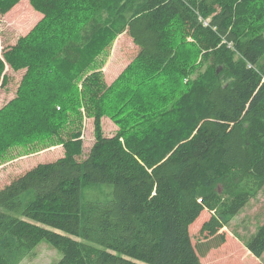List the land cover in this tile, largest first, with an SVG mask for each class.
<instances>
[{
    "label": "trees",
    "instance_id": "obj_1",
    "mask_svg": "<svg viewBox=\"0 0 264 264\" xmlns=\"http://www.w3.org/2000/svg\"><path fill=\"white\" fill-rule=\"evenodd\" d=\"M29 2L42 17L0 52L2 85L25 69L0 108V156L57 137L64 152L0 187V264L42 239L54 264H203L264 186V0ZM122 32L138 52L107 84L99 55ZM81 107L95 137L77 158ZM205 209L200 233L217 241L196 246ZM247 247L263 254L264 220Z\"/></svg>",
    "mask_w": 264,
    "mask_h": 264
},
{
    "label": "rangeland",
    "instance_id": "obj_2",
    "mask_svg": "<svg viewBox=\"0 0 264 264\" xmlns=\"http://www.w3.org/2000/svg\"><path fill=\"white\" fill-rule=\"evenodd\" d=\"M42 17L34 9L29 0H19L10 10L0 13V52L4 47L13 45L17 39L25 35ZM138 47L127 32L118 34L105 52L99 55L100 70L107 84L114 81L136 56ZM264 64V56L261 59ZM25 69L13 70L6 67L8 81L1 84L0 79V108L16 96V90ZM80 121V135L82 140V153L76 155L82 158L94 141V117L86 113L83 107ZM101 128L104 135H113L119 126L109 115L100 117ZM41 141L34 146L13 145L0 156V187L9 182L13 177L26 171L39 162L51 161L63 155L64 149L61 142ZM211 212L203 210L196 220L190 224L189 232L193 244L207 240L217 241V238L205 237L200 233L203 221L207 220ZM264 220V186L258 195L251 198L236 215L220 229L225 240L215 247L210 248L200 256L203 264H260L264 261V252L261 256L253 255L247 242L256 232ZM61 257L57 248L48 240H40L31 250L29 256L23 258L18 264H54Z\"/></svg>",
    "mask_w": 264,
    "mask_h": 264
}]
</instances>
